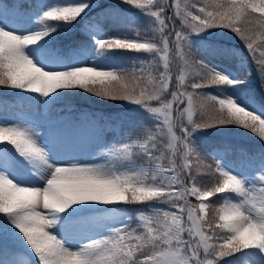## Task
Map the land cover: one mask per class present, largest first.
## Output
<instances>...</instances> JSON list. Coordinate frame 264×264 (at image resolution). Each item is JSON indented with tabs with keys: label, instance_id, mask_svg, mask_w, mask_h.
Masks as SVG:
<instances>
[{
	"label": "snow or ice",
	"instance_id": "obj_1",
	"mask_svg": "<svg viewBox=\"0 0 264 264\" xmlns=\"http://www.w3.org/2000/svg\"><path fill=\"white\" fill-rule=\"evenodd\" d=\"M24 7L0 0V88L48 106L52 126L56 104L81 89L139 106L152 127L104 146L102 163L65 157L30 120L7 119L0 93V264H264V151L258 164L241 155L254 166L239 170L225 142L207 153L213 167L197 135L232 127L264 140L249 77L203 55H227L205 36L230 30L264 85V0H58L17 28L9 9ZM77 22L91 43L58 46ZM108 23L124 31L108 35ZM118 52L149 58L126 66ZM121 205L148 207L133 216Z\"/></svg>",
	"mask_w": 264,
	"mask_h": 264
},
{
	"label": "rangeland",
	"instance_id": "obj_2",
	"mask_svg": "<svg viewBox=\"0 0 264 264\" xmlns=\"http://www.w3.org/2000/svg\"><path fill=\"white\" fill-rule=\"evenodd\" d=\"M102 1L103 0H101V3ZM2 2L4 4L16 2L25 5L23 9H19L18 11L9 9V15L11 17L10 23L17 28H23L28 26L29 19L34 16L42 4L55 3L58 2V0H2ZM59 2H69V0H59ZM70 2H76V0H70ZM118 2L119 0H106L105 7ZM162 2H164V0H161V3ZM183 2L184 0H182V3ZM188 2L190 3L191 0H188ZM100 12L101 9L98 10L96 8L89 13V17L95 19L97 13ZM125 15L129 14L125 13ZM133 18L141 21V30H143V14L138 13L137 16ZM105 29L108 35H117L124 31L122 28L114 27L111 23H108V25L106 24ZM211 32L212 35H206L205 39L227 50L228 54L225 56H209L207 53H203V55L214 65L233 71L241 77H249L250 84L247 93L255 99L256 107L259 110V106L264 104V99L260 97L259 94H264V91H260L264 90V85H262L261 78L250 60L246 65L242 64L244 57L248 56L246 46L236 39L229 37L227 33H222V29H212ZM79 33L88 37V34L83 30L81 22H77L74 25L69 36H79ZM127 34L129 36L134 35L131 31L127 32ZM77 41L84 45L91 43L89 37L84 39L83 37H78ZM70 43L75 44L72 40L70 42L68 40L63 44L68 45ZM57 45L61 47L60 43H57ZM136 58L147 59L149 57L148 54L144 53H117V61L123 62L126 66H130L132 60ZM233 58L236 60L237 66H227L226 64L233 60ZM222 60L225 63H223ZM224 87L226 89L228 88V86ZM203 91L215 93L216 89L213 87L204 89ZM228 91L230 92V89H228ZM5 92L8 93L5 89H1L0 91V93ZM30 95L34 96L36 94ZM6 99L9 101V108L6 113L7 119H19L21 121L30 120V126L39 133L42 141L47 143L50 140L53 148L65 157H76L81 160H88L92 158V156H95L97 162L102 163L103 159L101 153L104 150V146L117 143L122 137L127 135H131L133 139H143L144 136L140 130L142 128L152 127L150 121L144 120L143 110L139 109V106H130L127 102L123 101L117 103L114 107H108L102 104L66 103L63 105L57 103L53 111L59 120L56 122L55 126H52L48 122V106H40L39 111H37L36 101L17 97L13 93H8ZM197 135L200 138L205 153H208L213 147H218L225 142L231 145L229 156L233 161L237 162L233 166L238 167L239 170H247V168L254 166L247 161L240 162L241 155L248 153L255 154L254 163L258 164L259 153L264 151V147H262V145L260 146V144L249 146L243 144L238 139L232 138L240 136L247 137L245 133L238 130H197ZM217 162L216 160L215 163ZM152 205L159 208H168V205L160 202H152ZM121 207H124L129 214L135 216L137 210H142L148 207V205H121ZM133 226H135V223H133Z\"/></svg>",
	"mask_w": 264,
	"mask_h": 264
},
{
	"label": "trees",
	"instance_id": "obj_3",
	"mask_svg": "<svg viewBox=\"0 0 264 264\" xmlns=\"http://www.w3.org/2000/svg\"><path fill=\"white\" fill-rule=\"evenodd\" d=\"M238 37V36H237ZM65 39V36H62V37H57L56 41H63ZM8 90H11V89H8ZM13 91H17V90H13ZM73 94L72 95H68L66 97H64L65 99H69L71 101H81V102H91V101H98V102H103V103H106V104H112L114 102H117V101H110V100H106V99H103V98H100V97H96L94 96L93 94L91 93H88L84 90H81V89H74V90H70ZM199 117H195V119H198ZM232 129V127H230ZM234 129H237V128H234ZM239 130H242V131H245L247 132L248 134H252V135H255L253 134L250 130H244V129H239ZM205 163L207 164H211L213 165L214 167V159L210 156H207L206 155V160H205ZM201 178L207 182L208 181V176L207 175H204L203 172H202V176ZM212 200L215 202V206H219V203L221 202L219 200V197H214L212 198Z\"/></svg>",
	"mask_w": 264,
	"mask_h": 264
}]
</instances>
